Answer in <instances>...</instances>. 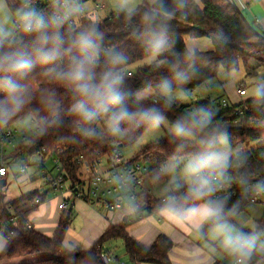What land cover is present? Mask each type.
<instances>
[{"label": "trees", "instance_id": "obj_1", "mask_svg": "<svg viewBox=\"0 0 264 264\" xmlns=\"http://www.w3.org/2000/svg\"><path fill=\"white\" fill-rule=\"evenodd\" d=\"M61 1L63 0L49 4L39 1L38 9L44 12L43 15L48 20L44 29L36 33L23 31L21 37L15 41L0 38V83L6 76H10L18 86L15 95L23 100L19 110L0 117V133L29 117L32 118L37 129L30 137V144L20 145V157L23 154L33 156L40 151H43L46 160L58 157L62 164V173L67 180L73 182L74 188L84 183L81 179V162L86 161L93 165L106 156L111 160L115 146L134 145L151 126L138 119L124 121L119 125L120 130L113 134L108 127L107 117L103 114L87 123L73 112V106L80 97L62 74L68 70L70 55L74 52L73 40L77 35L95 30L103 37L100 41L99 64L93 70L94 83L105 72H121L124 80L120 90L125 96L128 109L138 112L155 108L172 125L182 117L194 113L189 106L169 100L166 94L193 92L215 78L220 68L230 71L237 69L240 61L244 62L248 73L252 75V56L249 54L258 50L264 51V34L255 29L244 14L232 6L230 0H157L153 5H142L131 12H112L102 21L83 17L79 12L69 19H56V13L63 14L66 10ZM66 1L71 8L78 7L77 0ZM20 7L23 8L12 5L11 9L16 12ZM160 26L167 28L168 44L156 53L146 45L144 34L149 27L158 30ZM57 33L63 41V55L55 63H40L37 49L41 45V37L51 38ZM203 37L211 39L214 46L212 51L193 52L188 49L186 38ZM112 50L118 51L125 58L124 61L119 64L111 63L108 53ZM153 56H157L160 64L132 70L137 63ZM19 57L31 60L33 67L22 75L4 70L7 63ZM177 73L183 78H177ZM164 80L171 85L166 94L161 89V82ZM148 89L154 91V97L139 100L138 94ZM5 96L0 91V101H4ZM214 105L208 98L196 103V114L203 110L211 113V119L205 128L191 129V141L167 137L147 145L139 151L138 156L128 159L129 163L144 160L152 164L149 167L151 178L161 181L162 165L170 160L186 159L198 153L215 151L220 147V138L223 136L227 137L232 147L264 138V98H248L219 114L216 113ZM224 172L246 181L256 172H264V145L229 160ZM185 185V182H177L171 186ZM49 193L42 194L36 190L9 203L0 195V236L8 241L0 260H20L17 264H103L101 252L105 250L113 254L107 249V244L121 241L126 255L134 264H173L171 251L174 244L168 236L161 235L151 247H145L130 235L131 224L128 221L107 229L88 251L39 259L41 254L64 249L73 219L72 211L64 212L53 236L41 233L34 227L28 228V217L35 210L32 207L33 202L40 198L43 203ZM204 202L184 197L177 205H163L159 201L156 203L160 204V209L166 207L185 217L190 208ZM22 203L29 206L21 209L19 204ZM207 203L218 210L220 222L233 221L245 208V203L238 205L236 201L224 203L209 200ZM13 217L17 221L10 224ZM212 227L214 223L210 221L204 231ZM11 232L14 234L9 237ZM254 233L264 234V220L252 232ZM214 264L224 263L217 261ZM252 264H264V257Z\"/></svg>", "mask_w": 264, "mask_h": 264}, {"label": "clouds", "instance_id": "obj_2", "mask_svg": "<svg viewBox=\"0 0 264 264\" xmlns=\"http://www.w3.org/2000/svg\"><path fill=\"white\" fill-rule=\"evenodd\" d=\"M25 31L39 30L42 28L43 20L36 19L34 10L25 12L23 15ZM35 22V26L34 23ZM2 35V29H0ZM102 35L95 30L85 31L77 35L72 47L73 54L70 55L68 70L62 74L72 86L73 91L80 97L73 106V112L84 122L91 123L101 114L107 117V124L113 134L117 133L119 125L124 121L138 119L140 122L148 123L153 127H158L163 117L155 108L132 112L125 104V96L121 92L124 76L119 71L105 72L98 82L94 81V68L98 66L100 41ZM144 39L146 45L153 52L159 53L168 44L167 28L160 26L158 30L149 27ZM62 39L57 33L54 37H41V45L37 49L38 60L43 64L55 63L63 55L61 51ZM51 44V47L48 45ZM110 62L119 64L124 61V57L116 50L108 53ZM33 67L29 59L23 57L12 59L4 66V70L16 74H24ZM177 78L181 77L177 73ZM17 84L10 77L6 76L0 83V91L6 96L4 101H0V117L13 114L19 110L23 100L15 95ZM161 89L166 94L170 91L171 85L167 80L161 82ZM257 99L264 98V81L257 84L254 90ZM211 119V113L201 110L199 114H190L182 117L172 126V135L177 140H186L193 133L191 129L205 128ZM229 156L223 151H208L198 153L190 157L183 166L182 173L188 181L187 199L193 201H205L190 208L186 214L187 218L200 219L201 224L209 221L214 223L213 230L220 236L222 247L232 255L242 257L237 264H246V258L251 256L255 247L256 238L251 235L234 232L227 222H220L218 210L207 203L217 186L215 183L217 176H222L227 169ZM175 165L164 166V171L174 170ZM199 227V225H197Z\"/></svg>", "mask_w": 264, "mask_h": 264}, {"label": "crops", "instance_id": "obj_3", "mask_svg": "<svg viewBox=\"0 0 264 264\" xmlns=\"http://www.w3.org/2000/svg\"><path fill=\"white\" fill-rule=\"evenodd\" d=\"M6 1L9 8L11 9L12 5L23 6L26 2L32 0ZM89 1L90 0H79L77 7L78 9L74 10V13H78L77 10L79 9L83 10L82 7L85 2L86 6H88L92 1L95 2L96 10H98L97 8L99 5L104 6L103 9H106L108 6V3H101L100 1L102 0ZM241 1L244 3V0ZM10 2H12V4H10ZM251 2L254 3V6H251ZM251 2L245 10L251 16L252 20L254 18H258L252 16L253 12L262 13L264 15V0H255ZM95 11L90 12V14L85 13V16H94ZM12 12L14 11L12 10ZM15 13L16 19L18 16L22 15V7L18 8ZM247 19L251 23L249 18ZM1 134L2 133H0V135ZM27 157L29 158L27 154H23V156L20 157V150L18 148L15 151H11L6 158V162L10 164V172L6 177H0V195L4 196V201L6 203L17 201L24 195L32 193L36 190L42 194L44 192H53L49 183L46 182L43 176L42 178L44 180H41V172L38 170L37 166H35V164L31 161L28 162ZM22 159L27 160V165L29 167H35L32 171L30 170V174H21L19 169H17L16 172L13 170L12 167L17 164V160L19 161L18 164H20V167L23 165L21 162ZM176 161L177 160H170L167 163H175ZM166 164H164V166ZM176 165L180 166L181 164ZM106 170H108V166L102 168V170L100 169V171ZM162 176L163 179L161 181L153 180L152 178L148 180L146 188L139 191L137 202H131L127 192L113 197L114 199H117V197H122L124 200V207L119 211L108 212L101 206H95L80 198L72 197L71 192L66 191L64 192L65 195L63 194L59 197V199H57L59 205L56 204V206H53L55 202L52 204V202L49 203L47 200L39 205H36V203L33 202L32 207H35V210L31 212L28 219L37 231L48 236H53L58 227L60 217L64 213V211L60 210L59 206L62 202H64L65 199L72 197L71 200L75 198V201L71 203L70 207V209L72 208V213L74 209L77 208L79 213L84 216L85 219L84 225L81 226L79 230L78 228L72 227L74 223L72 219V225L65 241V246L72 250L81 248L78 246L82 242V244H85V246H83L80 251H88L100 239L107 229L128 221L131 224L130 235L145 247H151L161 235L168 236L174 244V248L171 251V259L173 264H214L217 261L223 262L224 264H231L235 258L240 257L230 254L222 247V238L218 236L213 230L214 227L204 231V227L210 221L201 224L200 219L198 218L191 219L187 218V216L181 217L166 207L160 209V206H158L160 204L156 203L160 199L155 197V191L157 187H154V185L165 180V172L162 174ZM177 182H185L188 184V181L185 179V177L176 181H171V183L168 185L167 193L169 192L170 186ZM69 186H71L70 183ZM79 201L81 203H78ZM82 203H87L88 205L90 204L93 208H89L90 206L87 207ZM19 206L21 209H25L29 206V204L22 203L19 204ZM139 210H141V212H139ZM155 216L157 217V220L153 219ZM263 220L264 207L248 204L245 206L244 210L233 219V221H223L227 222L232 227L234 232L251 235L255 238L259 235L263 236L262 245L260 247L255 246L253 248L251 256L246 258V264L257 263L261 258L264 257V234H252V232L257 230L259 223ZM197 225H199V227ZM7 243V239L3 236H0V255L5 249ZM122 249L118 250V248L115 247L109 250L115 256L119 257V259L126 262L127 260L124 259V256L129 259L126 253L125 255H119ZM5 263L17 264L20 263V260H0V264ZM127 264L134 263H132L129 259V263Z\"/></svg>", "mask_w": 264, "mask_h": 264}, {"label": "built area", "instance_id": "obj_4", "mask_svg": "<svg viewBox=\"0 0 264 264\" xmlns=\"http://www.w3.org/2000/svg\"><path fill=\"white\" fill-rule=\"evenodd\" d=\"M39 1L32 0L26 2L22 8V17L18 16L15 19L14 24L18 31H25L23 15L25 11H32L37 9L36 19L43 20V27L39 30L30 31L31 33H36L44 29L48 25V20L43 15V11L39 10ZM45 4L55 3L58 0H43ZM79 1V0H77ZM251 1L255 0H230L233 7L237 8L241 12L250 5ZM42 2V0H41ZM61 5L65 7L63 14L56 13L55 18L60 19L65 17L66 19L71 18L75 13L74 10L77 7H72L68 4L66 0L61 1ZM99 9H103L104 6L99 5ZM83 17L85 12L83 10H77ZM34 26H35V22ZM253 24H255L256 27ZM253 24L251 25L264 34V20L260 18H254ZM261 28V29H260ZM29 32V31H26ZM132 75V72H129ZM242 97H246L248 90L246 88H241L238 90ZM157 101V100H154ZM220 108H229V102L227 100H222L218 103ZM230 109V108H229ZM16 139H20V144L16 143ZM30 144V136L24 130L16 129L15 127L6 130L0 135V177H6L9 172V166L6 162L7 156L11 151L17 150L20 145ZM111 160H108V170L100 171V166L102 165V160L97 163L90 165L86 161L81 162L82 173L81 179L84 182L81 186L74 188L73 182L66 179V176L62 173V164L58 157H52L47 159L44 157L43 151H40L36 155L29 156L28 162H32L37 166L38 170L41 172L43 178L49 183L50 188L54 192H60L61 195L66 191H70L72 197L80 198L86 202H89L95 206H101L108 212L119 211L124 207V200L119 196L120 194L127 192L129 200L131 202L138 201V193L140 190L146 188L150 176V168L145 166L141 161H136L134 163H129L128 159H125L122 153L119 151L118 146H115L112 152ZM51 160L54 163L53 169H49L47 161ZM22 164L20 167V173H27V160L22 159ZM163 171V166L160 168V172ZM69 183L71 186H69ZM217 191H215L207 201H223L224 203L229 201H236L237 204L245 203V205L253 204L264 207V174L257 173L253 174L250 180H244L240 177H236L231 173L223 172L222 176H217L215 180ZM188 184L183 186H170L167 196L159 200L163 205H177V202L186 197ZM65 195V194H64ZM71 197V198H72ZM71 198H67L59 206L60 210L66 212L70 210ZM36 205L41 204V199L37 198L35 200ZM17 219L13 217L10 224H15ZM31 222L28 223V228H33ZM14 233L11 232L9 237ZM101 260L103 264H127L126 262L119 259L114 254H111L105 250L101 252ZM242 259V257L235 258L231 264H237V261Z\"/></svg>", "mask_w": 264, "mask_h": 264}, {"label": "rangeland", "instance_id": "obj_5", "mask_svg": "<svg viewBox=\"0 0 264 264\" xmlns=\"http://www.w3.org/2000/svg\"><path fill=\"white\" fill-rule=\"evenodd\" d=\"M156 1L157 0H102L100 2L105 3V4L108 3V6L106 9L97 8L98 10H96L95 8V2L92 1L88 6H86L85 4L86 2H85L83 4L82 9L84 10L86 14L87 13L90 14V12H93L96 10L94 13V16L93 15L91 16V19H93L94 21H102L105 18H107L109 15H111L112 12L122 11V10L131 12V11L136 10L138 7L142 5L143 6L146 4L153 5ZM10 4H12V2H10ZM251 6H254L253 2H251ZM243 14L246 18H249V20L253 24V20L246 10H244ZM15 16H16V13L12 12V10L9 8L7 4V1L0 0V29H2V35H0V38L10 39L11 41H15L21 37L22 32L18 31L14 24ZM252 16L258 17L264 20V15L262 13L253 12ZM253 25L256 26L255 24ZM186 43H187L188 49L193 52L194 51L209 52L214 49L213 43L211 39L208 37H203L199 39L186 38ZM249 55L252 56V60L250 62V68L254 72V74L252 75L249 74L247 69L245 68L244 62L240 61L237 69L230 71L225 68H220L215 78L209 80L206 84H204L203 86H201L200 88L196 89L193 92H190L188 94H186L185 92H170L166 94V97L169 100L176 101L183 105L189 106L194 114L197 113L196 103L206 98L212 100V102L215 104L214 106H215L216 113L218 114L228 110L229 108L234 107L235 105H239L240 103L244 102L248 98L254 97V90L257 87V84L261 81H264V51L261 52V50H258V51L250 53ZM157 64H160V62L157 61V56H153L151 58L145 59L137 63L135 66L132 67V70H136L140 67H152ZM241 88H246L248 90V94L246 95V97H242L239 94L238 90ZM154 95H155L154 91L152 89H148L138 94V99L143 100L146 98H152L154 97ZM222 100H227L229 102V105H230L229 108H220L218 106V103ZM172 126L173 125L167 119L163 118L162 122L159 124L158 127L150 126L148 130L144 133L142 138L137 143L131 146H122V147L118 146V149L122 153L125 159H133L134 157L138 156L140 153L139 151H141L147 145L153 142L166 139L167 137H173L172 131H171ZM15 128L19 130H24L27 132L28 136H32L35 133L37 126L33 122V119L29 117L25 119L24 121L18 123L15 126ZM192 139L193 137L190 136L186 140L191 141ZM16 143L20 144V139H16ZM263 145H264V138L259 141L250 143V144H242L236 147H232L229 144L227 137L223 136L220 138V147L215 151L226 152L229 156V160H231L232 158H235L239 155L251 152ZM108 159H109L108 156L102 159V165L100 168L101 170L102 168H105L108 166ZM188 159L189 158L180 159V160H177L175 163L169 162L166 164V165L174 164L175 168L174 170H170V171L163 170L160 172L161 174H164L165 172V180L161 183L154 185V187H157L155 191V197L157 199H161L167 196L168 185L169 183H171V181H176V180L184 178L182 169ZM16 162L17 164H15L12 167L15 172L17 169L20 170V164H18L19 161L17 160ZM141 162L145 166H148V167H151L152 165V164L147 163L144 160H141ZM176 164H181V165L178 166ZM47 165L49 169H53L54 167V163L51 160L47 161ZM33 168L35 167L28 166L27 174H30ZM257 173L264 174V172H256L255 174ZM41 180L42 181L44 180L42 178V174H41ZM60 196H61L60 192H54V191L50 192L47 197V202L49 203L52 202V204L53 202H55L53 206H56V204L59 205L57 199H59ZM74 201H75V198L71 200V203H73ZM78 203H81V202L79 201ZM82 204H84L87 207L90 206L89 208L92 207L90 204L88 205L87 203H82ZM153 219L157 220V217L155 216L153 217ZM73 221L74 223L72 227L78 228V230L81 228V226L84 225V221H85L84 216H82L79 213L77 208H75L73 211ZM262 243H263V236L262 235L257 236L255 246L260 247ZM83 246H85V244H82L81 242V244L78 247L83 248ZM115 247L118 248V250L123 248L121 252L119 253V255H125L124 245L121 241H113L107 244V249H113ZM81 248L72 250L68 248L67 246H65L64 249L62 250L54 251L53 253L41 254L39 259L43 260V259H48L51 257L66 256L69 254H73L77 251H80ZM124 259L127 260L126 261L127 263H129V259L126 256H124Z\"/></svg>", "mask_w": 264, "mask_h": 264}, {"label": "water", "instance_id": "obj_6", "mask_svg": "<svg viewBox=\"0 0 264 264\" xmlns=\"http://www.w3.org/2000/svg\"><path fill=\"white\" fill-rule=\"evenodd\" d=\"M70 211H72V208L70 209Z\"/></svg>", "mask_w": 264, "mask_h": 264}]
</instances>
